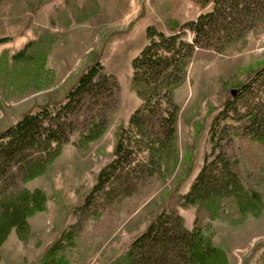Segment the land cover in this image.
Returning a JSON list of instances; mask_svg holds the SVG:
<instances>
[{"label": "trees", "instance_id": "trees-1", "mask_svg": "<svg viewBox=\"0 0 264 264\" xmlns=\"http://www.w3.org/2000/svg\"><path fill=\"white\" fill-rule=\"evenodd\" d=\"M37 12V10H36ZM108 16L98 0H65L48 14L54 29L35 28L34 38L0 52V98L18 101L51 87L55 72L47 58L72 24L88 23L91 37ZM33 18L29 19V25ZM264 33V0H212L211 9L184 20L174 34L153 25L130 61L128 88L139 100L117 135L109 161L71 206L59 233L43 249L39 264H82L97 239L107 240L122 216L132 215L180 163V106L175 92L189 66L243 52L248 37ZM10 40L1 38L0 44ZM118 77L95 61L62 102L42 105L0 132V248L12 231L30 234L29 219L47 209L40 188L27 184L44 175L67 145L83 154L113 123L122 102ZM264 65L212 115L201 166L186 192L162 203L144 230L106 264H228L214 245V221L239 226L264 210ZM194 209L191 229L181 209ZM264 264V255L261 256Z\"/></svg>", "mask_w": 264, "mask_h": 264}, {"label": "rangeland", "instance_id": "rangeland-1", "mask_svg": "<svg viewBox=\"0 0 264 264\" xmlns=\"http://www.w3.org/2000/svg\"><path fill=\"white\" fill-rule=\"evenodd\" d=\"M64 1L0 0V39L10 38L0 44V52L4 49L10 53L17 51L22 40L35 36L34 26L60 30L59 27H51L48 14L54 8L63 6ZM211 1L100 0L99 6L108 16L101 32L91 37V27L87 22L74 23L66 36L54 43L48 55L51 67L60 61L74 64L62 82L18 101L11 100L3 104L0 98L2 132L24 114L35 111V108L64 101L83 69L95 61L102 60L107 70L118 77L122 88L120 109L106 134L91 143L83 154L73 145L65 146L49 170L27 184L29 189L40 188L45 192L47 209L28 220L30 234L26 240H20L12 231L0 248V264H39L43 249L66 223L71 206L93 184L99 168L110 160L119 130L126 125L129 114L139 105V100L128 88V79L131 74L130 61L146 43L145 28L153 25L166 34H174L182 21L195 19L198 13L209 11ZM79 3L81 0H78ZM31 17L33 21L29 25ZM263 65L264 33L250 35L248 45L241 53L217 57L213 61L199 60L189 66L186 83L175 92V100L181 109L180 163L177 170L161 182L132 215L122 216L118 229L109 239H97L82 264H106L144 230L171 194L187 191L202 163L205 137L212 115L231 91L238 89ZM260 192L264 199V188ZM180 214L185 226L191 229L194 209H181ZM212 226L215 231L213 243L226 251L228 264H263L264 210L259 218H249L239 226L222 221H214Z\"/></svg>", "mask_w": 264, "mask_h": 264}, {"label": "crops", "instance_id": "crops-1", "mask_svg": "<svg viewBox=\"0 0 264 264\" xmlns=\"http://www.w3.org/2000/svg\"><path fill=\"white\" fill-rule=\"evenodd\" d=\"M99 1V3H101L100 2V0H98ZM101 5V4H100ZM130 16V15H129ZM126 17H128V14L126 15ZM33 38V36L32 37H30V38H27V39H24V40H22L21 42H20V46L18 47V48H16V50H18V49H20L28 40H30V39H32ZM50 57V56H49ZM49 57H48V64H47V66L49 67V68H52L53 70H54V72H55V77H56V79H55V84H54V86H52V87H56L57 85H58V83L59 82H62L65 78H66V76L69 74V72L71 71V69L74 67L73 65L74 64H72V65H69L68 63L67 64H64L62 61H60L59 63H56V66L55 67H51V66H49ZM64 61V60H63ZM74 63V62H73ZM76 63V62H75ZM65 65V66H64ZM84 70V69H83ZM51 91V90H50ZM51 103V102H50ZM47 104V103H46ZM68 147V146H67ZM42 213H44V212H42Z\"/></svg>", "mask_w": 264, "mask_h": 264}, {"label": "water", "instance_id": "water-1", "mask_svg": "<svg viewBox=\"0 0 264 264\" xmlns=\"http://www.w3.org/2000/svg\"><path fill=\"white\" fill-rule=\"evenodd\" d=\"M230 94L233 95L234 94V91H231Z\"/></svg>", "mask_w": 264, "mask_h": 264}]
</instances>
